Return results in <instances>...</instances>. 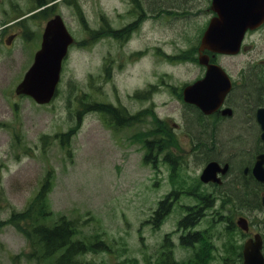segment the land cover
<instances>
[{"label": "rangeland", "instance_id": "rangeland-1", "mask_svg": "<svg viewBox=\"0 0 264 264\" xmlns=\"http://www.w3.org/2000/svg\"><path fill=\"white\" fill-rule=\"evenodd\" d=\"M209 3L0 0V39L18 32L9 47L0 42V264H49L40 258L32 226L51 225L59 215L75 219L84 239L106 245H92L80 255L87 264H239L237 248L246 236L232 229L238 216L248 215L264 232V208L251 214L246 190L236 183L246 156L235 145L241 159L228 158L224 185L194 191L186 183H196L205 157L190 155L193 147L183 132H196L193 118L189 114L187 128L182 105L173 99L172 86L196 76L197 66L186 59L196 56L203 24L211 17ZM55 13L75 43L62 62L54 97L38 105L15 95L13 87L32 61L45 21ZM20 17L24 26L17 23ZM122 26L129 29L116 36L121 41L127 33L124 45L109 31ZM92 103L124 108L125 121L130 115L134 119L118 124ZM246 135L242 128L219 129L218 158L227 156L231 139L242 145ZM158 145V151L152 149ZM166 152L175 158L173 170ZM44 177L51 190L44 199L46 215L36 221L28 207ZM166 194L175 195L171 207L159 225L153 224L156 201ZM208 194L212 205L192 228L201 232V241L190 248L179 242L184 229L178 220L186 205L196 208L199 196Z\"/></svg>", "mask_w": 264, "mask_h": 264}, {"label": "flooded vegetation", "instance_id": "flooded-vegetation-1", "mask_svg": "<svg viewBox=\"0 0 264 264\" xmlns=\"http://www.w3.org/2000/svg\"><path fill=\"white\" fill-rule=\"evenodd\" d=\"M211 1V0H209ZM208 13L213 16L217 14V11L209 3ZM154 9L151 10L153 12ZM17 23L23 25L21 19L17 20ZM4 29L9 31L11 25L7 23L3 26ZM18 32H12L9 34V38L12 35H17ZM8 39L1 38L3 41ZM197 56L187 58L186 61L197 66V72L194 79L184 80L179 87L173 89V93L180 98V106L182 105L184 125L189 126V114H191L192 124L195 127L196 132L187 135L189 146H192L190 155L195 156V159L204 156L205 164L197 174L196 183L188 181L186 184H191L194 191L203 192L207 188H214L224 185L226 178L230 174L231 162L228 158H239L238 151H234V146L242 150L245 163L239 168V182H236L238 187L241 188V192L246 190L245 201L251 208V214L259 208H264V181H259L253 175V165L256 158L262 155L264 166V138L262 137L264 120V21L254 27L249 28L244 32L242 37L240 48L237 53H219L214 52L204 47L201 42L196 47ZM198 53L206 54L207 56L199 57ZM188 63V64H190ZM208 64L218 65L220 68H216L217 78L212 82V86L215 88L209 95H211V102L208 107H213L210 111H206L194 102L183 100V90L186 86L194 83L197 80L202 79L208 69ZM5 82H8L6 78ZM10 84V83H9ZM221 90L220 88H224ZM11 88L9 85L8 90ZM260 111V112H259ZM181 123L183 122L181 114ZM175 127L178 125L174 122ZM184 127V126H182ZM233 128L244 129L247 131L244 142L242 145L235 144V140L231 139L227 156L224 159L218 158L215 150L218 147L215 146L223 142L218 137V131L221 128ZM211 130V131H210ZM183 131V130H182ZM242 147V148H241ZM231 151H233L231 153ZM220 152V151H219ZM211 161L217 164L215 173L212 179L203 181L200 172L205 165ZM226 166L227 169L223 170ZM249 184V188L245 184ZM210 191V190H207ZM209 195V194H208ZM208 201L204 202L202 197L197 204L191 206L196 222L204 215V212L208 206L210 195L207 196ZM213 200V199H212ZM212 204V201L210 202ZM191 212V213H192ZM238 217H244L246 219L247 230L240 229L236 222L235 228L241 231L246 239L258 236V240L261 243V253L264 258V232L259 228L258 224L252 223L251 218L246 214H241ZM234 223V222H233ZM232 224V223H230ZM232 226V225H231ZM241 245L237 248V257L239 264H243Z\"/></svg>", "mask_w": 264, "mask_h": 264}, {"label": "water", "instance_id": "water-1", "mask_svg": "<svg viewBox=\"0 0 264 264\" xmlns=\"http://www.w3.org/2000/svg\"><path fill=\"white\" fill-rule=\"evenodd\" d=\"M213 3L217 5L220 16L209 23L203 34V40L211 49L236 51L239 38L246 26L253 25L261 15L264 16V0H213ZM253 12H258L257 16L251 15ZM71 42L72 37L61 17L56 14L50 18L44 27L41 47L35 52L32 64L16 86V92L27 94L38 103L48 102L59 78L61 60ZM213 78L212 71L208 70L204 79L184 89V98L196 102L205 110L209 109L207 101L210 96L207 93L212 91L210 82ZM211 109L213 107L209 111ZM262 125L264 130V120ZM262 136L264 137V131ZM216 166V162L208 163L202 172V178L212 179ZM253 174L258 180L264 181L262 155H259L255 161ZM244 264H264L258 239L246 241Z\"/></svg>", "mask_w": 264, "mask_h": 264}, {"label": "trees", "instance_id": "trees-1", "mask_svg": "<svg viewBox=\"0 0 264 264\" xmlns=\"http://www.w3.org/2000/svg\"><path fill=\"white\" fill-rule=\"evenodd\" d=\"M35 1L38 5L46 3V0ZM91 108L98 111L107 110V107L101 104H93ZM121 119L122 117H119L117 122H121ZM48 182V179L44 177L30 204L32 207L29 210L31 212L30 217L33 216L36 221H38L37 219L39 217L46 215V200L44 199L51 190ZM163 202L164 201L160 202L159 208L155 212L157 219L162 217L166 209V204ZM195 221L196 218H194V215L190 217L188 216L183 218L181 224L183 227L192 226ZM77 231L78 226L76 221L74 219H67L63 215L58 216V218L51 225L38 223L32 226L33 238L38 243L39 247L42 248L41 257L48 260L49 264H85L79 256L88 249L89 245L87 241L80 239L77 235ZM193 235L194 233H192V235L188 233L187 236H184V240L182 242L191 245L199 238V235ZM164 255H166L167 258L171 257L169 253H165ZM169 261L170 263L173 262L171 260Z\"/></svg>", "mask_w": 264, "mask_h": 264}, {"label": "bare ground", "instance_id": "bare-ground-1", "mask_svg": "<svg viewBox=\"0 0 264 264\" xmlns=\"http://www.w3.org/2000/svg\"><path fill=\"white\" fill-rule=\"evenodd\" d=\"M195 234L200 235L201 232H199V231L197 230V231L194 233V235H195ZM194 235H193V236H194Z\"/></svg>", "mask_w": 264, "mask_h": 264}]
</instances>
